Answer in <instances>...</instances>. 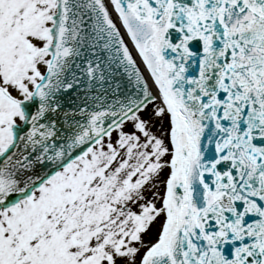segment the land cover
<instances>
[{
    "label": "snow or ice",
    "instance_id": "obj_1",
    "mask_svg": "<svg viewBox=\"0 0 264 264\" xmlns=\"http://www.w3.org/2000/svg\"><path fill=\"white\" fill-rule=\"evenodd\" d=\"M0 264H264V0H0Z\"/></svg>",
    "mask_w": 264,
    "mask_h": 264
}]
</instances>
